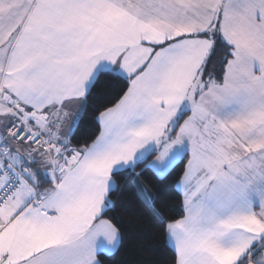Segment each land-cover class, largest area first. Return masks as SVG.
<instances>
[{
    "label": "snow or ice",
    "instance_id": "obj_1",
    "mask_svg": "<svg viewBox=\"0 0 264 264\" xmlns=\"http://www.w3.org/2000/svg\"><path fill=\"white\" fill-rule=\"evenodd\" d=\"M128 188L129 264H264V0H0V264H106Z\"/></svg>",
    "mask_w": 264,
    "mask_h": 264
},
{
    "label": "trees",
    "instance_id": "obj_2",
    "mask_svg": "<svg viewBox=\"0 0 264 264\" xmlns=\"http://www.w3.org/2000/svg\"><path fill=\"white\" fill-rule=\"evenodd\" d=\"M88 134L90 133L81 135ZM80 142L83 143V139ZM121 201L125 206V212L122 213L118 208L117 215L121 216L124 221L125 239L119 253L114 259L107 260L106 264H129L130 261L143 255L154 257L167 255L166 251H162L163 238L154 227L152 218L147 215L143 203L137 199L136 190L128 188L122 194ZM168 204L178 213L177 200L170 199Z\"/></svg>",
    "mask_w": 264,
    "mask_h": 264
}]
</instances>
